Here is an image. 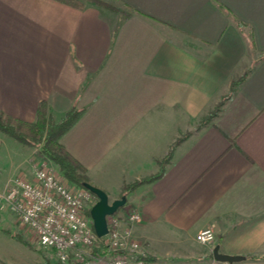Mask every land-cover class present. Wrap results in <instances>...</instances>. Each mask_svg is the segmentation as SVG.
Segmentation results:
<instances>
[{"label": "crops", "instance_id": "obj_1", "mask_svg": "<svg viewBox=\"0 0 264 264\" xmlns=\"http://www.w3.org/2000/svg\"><path fill=\"white\" fill-rule=\"evenodd\" d=\"M124 1L144 13L0 0V109L83 108L61 141L140 211L150 261L264 264V0ZM35 149L0 131V188L34 177ZM207 227L214 239L197 240Z\"/></svg>", "mask_w": 264, "mask_h": 264}, {"label": "built area", "instance_id": "obj_2", "mask_svg": "<svg viewBox=\"0 0 264 264\" xmlns=\"http://www.w3.org/2000/svg\"><path fill=\"white\" fill-rule=\"evenodd\" d=\"M44 162L31 179L19 175L9 178L0 188V209L13 210L33 230L39 244L54 249L62 262L73 255L74 264H156L144 257L141 243L131 237L130 224L141 219L138 209L127 207L124 218L107 215L108 233L99 237L88 214L97 201L93 192L69 185ZM214 236V230L207 227L196 239L209 242ZM98 239H103V247L93 253L91 247Z\"/></svg>", "mask_w": 264, "mask_h": 264}, {"label": "trees", "instance_id": "obj_3", "mask_svg": "<svg viewBox=\"0 0 264 264\" xmlns=\"http://www.w3.org/2000/svg\"><path fill=\"white\" fill-rule=\"evenodd\" d=\"M57 1L78 9H83L88 4H92L115 12L121 11V13H124V18L132 14V12H143L124 0H115L116 3L112 0ZM118 3L122 4L124 8H121ZM82 112L83 108L72 107L63 113L59 119H55L49 102L46 99H42L37 105L36 116L32 120L16 116L0 109V131L13 137L22 144L37 147L39 153L43 155L44 160L53 161L59 167L60 172L68 182L86 187V183H92L88 176L87 168L68 151L61 141L63 134L76 122ZM152 178H155V175L127 185L126 188H124L123 194H126L131 188L136 187L145 180H150ZM93 194L96 195L94 192ZM124 207L125 206L122 205L118 209ZM88 213H91V209L88 210ZM144 257L150 260L149 256L144 255ZM41 264L66 263L59 260L54 263L49 261ZM68 264H74V262H68Z\"/></svg>", "mask_w": 264, "mask_h": 264}, {"label": "rangeland", "instance_id": "obj_4", "mask_svg": "<svg viewBox=\"0 0 264 264\" xmlns=\"http://www.w3.org/2000/svg\"><path fill=\"white\" fill-rule=\"evenodd\" d=\"M114 3L115 0H112ZM92 4H88L87 6H90ZM118 5L121 8H124L122 4L118 3ZM100 7V6H99ZM107 9V8H105ZM103 9V10H105ZM111 10L107 9L104 12L110 13ZM119 14V16L124 15V13L116 12ZM53 116L55 119H59L61 117V113L59 110L53 111ZM199 123V122H198ZM199 125V124H198ZM35 157L36 162L34 163V174L36 167H39V165H42V161L44 162V157L41 155L38 151V148L35 147ZM171 147L168 150V152L165 154V156L159 161L160 168L164 167L165 163L169 160L171 155ZM46 165L49 168H52L55 170L59 175H62V173L59 170V167L53 162V161H45ZM63 176V175H62ZM90 180L91 177L88 174ZM153 174L145 175L140 177L141 179H136L135 181L131 182L134 183L136 181L147 179L149 177H153ZM25 177V176H23ZM27 178V177H25ZM63 179L71 186L79 187L78 185H75L73 183L68 182L64 177ZM149 181L145 180L144 182ZM127 183L124 188H126L127 185L131 184ZM138 186V185H137ZM135 188V187H133ZM131 188V189H133ZM127 194V193H126ZM94 198L97 200V196L94 195ZM110 200L111 197H109ZM120 198V197H118ZM129 204V201L126 200L125 204L123 206H127ZM122 206V205H121ZM126 209V207H125ZM133 209V206H132ZM118 209V211L115 213L117 217H122V214H125V210ZM89 214V213H88ZM91 216V213L89 214ZM122 224V222H121ZM134 223L130 224L133 226ZM132 229V227H131ZM131 237H134L132 235L131 231ZM100 244V245H97ZM101 246L103 247V239L97 240L95 244L91 247V251L93 253L99 251L101 249ZM56 252L52 248L43 247L39 244L36 234L33 232L32 229L28 228L27 225H24L21 220L19 219V216L11 210L8 207H4L0 209V264H41V263H47L49 261L56 262L59 261ZM61 261V260H60ZM68 262H74L73 255L70 256L69 260L67 262H64L68 264Z\"/></svg>", "mask_w": 264, "mask_h": 264}, {"label": "water", "instance_id": "obj_5", "mask_svg": "<svg viewBox=\"0 0 264 264\" xmlns=\"http://www.w3.org/2000/svg\"><path fill=\"white\" fill-rule=\"evenodd\" d=\"M86 187L94 192L97 196V201L91 207V217L95 231L99 237H103L108 233L107 215L115 213V211L126 202V196L110 200L108 193L101 187L86 183ZM213 256L220 261H237L243 258L239 254L224 253L219 250V246L213 247Z\"/></svg>", "mask_w": 264, "mask_h": 264}]
</instances>
